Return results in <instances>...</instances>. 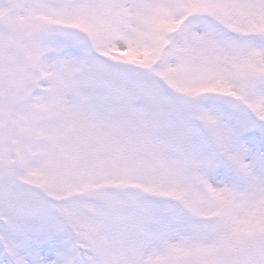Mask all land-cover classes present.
<instances>
[{"label": "snow or ice", "instance_id": "obj_1", "mask_svg": "<svg viewBox=\"0 0 264 264\" xmlns=\"http://www.w3.org/2000/svg\"><path fill=\"white\" fill-rule=\"evenodd\" d=\"M0 264H264V0H0Z\"/></svg>", "mask_w": 264, "mask_h": 264}]
</instances>
